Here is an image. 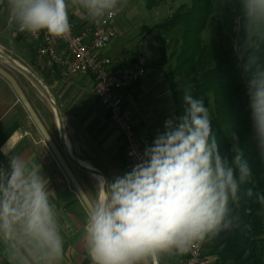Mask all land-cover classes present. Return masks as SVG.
<instances>
[{
	"label": "clouds",
	"instance_id": "clouds-1",
	"mask_svg": "<svg viewBox=\"0 0 264 264\" xmlns=\"http://www.w3.org/2000/svg\"><path fill=\"white\" fill-rule=\"evenodd\" d=\"M80 3L94 17L106 12L111 17L117 0ZM9 6L20 32L43 30L55 38L70 33L65 0H9ZM249 7L264 13V0H250ZM252 84L253 118L264 138V79ZM183 99L188 105L184 114L165 121L164 131L145 146L139 162L108 183V194L89 213L85 231L92 264H140L173 248L184 253L224 221L237 181L219 152L203 100L187 90ZM10 168V173L0 170V231L11 239L19 226L52 264L61 257L62 240L46 181L18 159L11 160ZM241 172H247L246 165Z\"/></svg>",
	"mask_w": 264,
	"mask_h": 264
},
{
	"label": "rangeland",
	"instance_id": "rangeland-1",
	"mask_svg": "<svg viewBox=\"0 0 264 264\" xmlns=\"http://www.w3.org/2000/svg\"><path fill=\"white\" fill-rule=\"evenodd\" d=\"M190 1L163 0L154 9H149L146 0H119L121 6L119 8L116 6L114 9L119 13L118 34L122 39L126 36L130 39L132 35L135 36L126 42L127 46L126 48L123 46L118 58H112L117 61V72L137 67L138 65L133 60L136 56L139 57L140 53H143V58L147 62H152L155 57L157 59L149 64V68L146 67L147 73L149 69H157L153 68L156 63L160 65L157 69L160 75L156 80L148 82L146 79L143 81L142 84L145 83L146 86H144L142 94L141 89L135 88L134 92L129 95L130 104L135 111V131L146 141V146L152 144L158 132L164 131L166 120L176 121L187 108L183 97L188 88L185 85H180L176 82L178 79L171 76L175 67V58L172 53L176 35L174 33L165 34L160 25L181 6L190 5ZM249 4L250 0H215V11L204 34L205 41L210 43L223 42L224 40L232 44L240 43L243 39V30L246 27L242 25L243 21L259 23L257 21L260 15L259 11L251 10ZM130 11L132 12L129 13ZM12 17L10 11L0 8V50L30 71L51 91L55 100L57 98L59 104L62 103L65 106L63 114L66 138L69 143L68 149L73 153L75 160L84 161L88 166L100 171L109 179V183L130 171L131 166L125 158V146L120 131L110 123L107 110L94 96L93 81L80 76L63 78L56 70L38 65L34 45L29 38L15 34L14 27L11 25ZM147 28L148 30H145ZM143 33L145 34L144 38L148 37V39L141 43L140 39ZM160 33L165 40L162 45L158 39ZM3 66L15 76L30 101L36 103L33 84L15 68L9 65ZM161 70L163 73H168L167 78L170 79V83L166 82L167 79ZM5 86L12 87L7 82H5ZM51 113L53 114L52 110ZM53 123L52 134L59 142V127L55 117ZM73 170L95 205L98 199L103 198V182L88 172L75 168ZM59 180L62 181V188L58 189L62 190L59 192V197L69 202H78V208L88 217V210L67 176L61 174L55 179V182L59 183ZM203 243L206 252L205 238ZM208 255L213 258L216 264L217 257ZM159 258L161 264H178V254L175 248L159 253ZM140 264H156V257L150 256Z\"/></svg>",
	"mask_w": 264,
	"mask_h": 264
},
{
	"label": "trees",
	"instance_id": "trees-1",
	"mask_svg": "<svg viewBox=\"0 0 264 264\" xmlns=\"http://www.w3.org/2000/svg\"><path fill=\"white\" fill-rule=\"evenodd\" d=\"M161 1L146 3L152 9ZM214 8L215 0H191L160 28L167 35H176L171 76L185 85L193 98L203 100L219 152L237 181L235 196L229 194L224 221L205 236V253L216 256V264H264V138L257 130L252 109V82L264 79V13L259 12L258 24L243 21L246 27L240 43H207L204 34ZM158 36L162 45L164 37L161 33ZM133 62L149 66L138 56ZM159 66L156 63L153 68ZM167 74L163 73L170 83ZM141 82L135 88L142 94ZM143 144L146 146V141ZM238 153L239 164L235 161ZM241 165L247 167L244 174Z\"/></svg>",
	"mask_w": 264,
	"mask_h": 264
},
{
	"label": "crops",
	"instance_id": "crops-1",
	"mask_svg": "<svg viewBox=\"0 0 264 264\" xmlns=\"http://www.w3.org/2000/svg\"><path fill=\"white\" fill-rule=\"evenodd\" d=\"M65 2L69 16L77 24L83 25L92 20V14L80 3V0H65ZM116 6L118 8L121 6L119 0H117ZM0 8L10 11V16H13L9 7ZM11 25L12 27L15 26L12 21ZM119 27L120 25L118 26V32ZM145 30H148V28ZM143 34H140L141 43L148 39V37L144 38L145 34ZM133 38H135L134 35L131 36V39ZM131 39L127 36L122 39L118 34L108 49L109 57L111 59L118 58L123 46L126 48V42ZM139 58L142 63L147 65L157 60L155 57L152 62H147L143 58V53L139 54ZM112 61L115 62L116 60L112 59ZM1 64L7 65L5 63ZM114 66L116 69L117 61ZM147 68L149 67L147 66ZM157 69H149L141 83L146 79L148 82L153 79L156 80L160 75ZM80 77L89 78L93 81V78L88 75ZM5 82L7 81L0 75V170L10 173L11 160L18 159L24 162L29 171L36 170L45 179V190L48 194L49 204L55 214L58 234L62 240L61 257L53 261L52 264H92L88 253L85 231L88 217L78 208V202H69L59 197V192L62 190L58 189L62 188V182H60L61 180H59V183L55 182L60 173L52 153L43 138L39 134L36 135L31 128V120L20 106L16 93L12 87H6ZM144 84H142L143 87L146 86ZM67 142H64V145ZM17 143L18 146L16 147ZM0 248L10 264H48L44 252L23 236L19 226L14 228V235L11 239H7L4 232L0 231Z\"/></svg>",
	"mask_w": 264,
	"mask_h": 264
},
{
	"label": "built area",
	"instance_id": "built-area-1",
	"mask_svg": "<svg viewBox=\"0 0 264 264\" xmlns=\"http://www.w3.org/2000/svg\"><path fill=\"white\" fill-rule=\"evenodd\" d=\"M0 7H9V0H0ZM111 17L107 12L94 17L85 24H77L68 14L70 33L63 38H55L45 31L36 35L20 32L15 17L16 35L29 38L34 45L37 64L56 70L63 78L88 75L93 78V92L99 103L107 110L110 123L119 129L125 146V158L131 168L139 162L145 148L143 138L135 131V111L130 104L129 95L135 84L142 81L146 67L141 64L125 71L115 69L108 55L114 39L118 36L119 13ZM116 70V71H115ZM178 264H215L213 258L205 253L203 241H195L184 253L177 249ZM0 264H10L0 248Z\"/></svg>",
	"mask_w": 264,
	"mask_h": 264
},
{
	"label": "water",
	"instance_id": "water-1",
	"mask_svg": "<svg viewBox=\"0 0 264 264\" xmlns=\"http://www.w3.org/2000/svg\"><path fill=\"white\" fill-rule=\"evenodd\" d=\"M1 63H5V64L15 68L16 70H18L22 74H24L30 81H32V83L38 89L42 90L47 95V97H49L47 92H45V90H44L45 87L40 82V80L37 79L30 71H28L26 68L20 66L19 64H17V62L10 55H8L7 53L0 50V75L14 89L19 100L23 103V105L27 109L28 113L30 114V116L33 119L36 126L38 127L39 131L41 132L46 143L49 145V147L52 150L53 154L55 155L56 159L58 160L60 165L63 167L68 179L70 180L71 184L73 185L74 189L76 190L77 194L79 195L81 201L83 202L86 209L90 213L94 207V203L92 202V200L90 199V197L86 193L82 184L80 183V181L78 180V178L74 174L73 170L71 169V167L67 163V160L64 158L63 154L59 150L57 144L55 143V141L53 140V138L51 137V135L49 134V132L45 128L44 124L42 123V121L39 118V116L37 115V113L35 112L31 102L27 98V96H26L25 92L23 91L21 85L19 84V82L17 81L15 76L7 68H5ZM56 112H57L59 128H60L62 137L64 138L65 137L64 122H63V119H62L61 114H60L58 109L56 110ZM76 163L85 172H88V173H90L96 177H103L104 178V182L102 185V192H103V198H104L108 194V191H109V189L107 187V185L109 183V179L107 177H105L104 174H102L100 171H98V170H96L90 166H86L82 162H76ZM155 257H156V264H161L160 258H159V253L157 255H155Z\"/></svg>",
	"mask_w": 264,
	"mask_h": 264
},
{
	"label": "flooded vegetation",
	"instance_id": "flooded-vegetation-1",
	"mask_svg": "<svg viewBox=\"0 0 264 264\" xmlns=\"http://www.w3.org/2000/svg\"><path fill=\"white\" fill-rule=\"evenodd\" d=\"M21 73V72H20ZM24 75V74H23ZM25 76V75H24ZM26 77V76H25ZM27 78V77H26ZM28 79V78H27ZM29 80V79H28ZM30 81V80H29ZM32 83V81H30ZM41 82V81H40ZM33 84V83H32ZM34 99L37 101L36 103H32L30 101V98L29 96L26 94L27 98L29 99V101L31 102L35 112L37 113V115L39 116V118L41 119L42 123L44 124L45 128L47 129V131L49 132V134L51 135V137L53 138V140L55 141V143L57 144L59 150L61 151V153L63 154L64 158L67 160V163L69 164V166L71 167V169L73 170L74 168L75 169H80L81 171H84L82 170L78 164L76 162H81L79 160H75L74 156H73V153L71 151L68 150L67 146H69V143H65L64 145V142L67 141V133H66V129H65V121H64V114L63 112L65 111V106L57 101V98L55 100V97L53 96V94L51 93V91H49L44 85V90L45 92H47L48 96L40 89H38L34 84ZM13 89V88H12ZM23 89V88H22ZM14 90V89H13ZM24 91V90H23ZM15 92V91H14ZM25 92V91H24ZM38 96H37V94ZM17 95V94H16ZM36 96V97H35ZM40 96V97H39ZM18 98V96H17ZM18 101H19V104L20 106L23 108L25 114L29 117V119L31 120V128L34 130L35 134H39L42 138V134L41 132L39 131L38 127L36 126V124L34 123L33 119L31 118L30 114L28 113L27 109L25 108V106L23 105V103L19 100L18 98ZM59 110L60 114H61V117L63 119V122H64V129H65V137L63 138L62 137V134H61V131H60V128L58 130L59 132V142H57L52 134V131H53V126H54V117H55V120L58 122V118H57V112L56 110ZM51 110L53 112V114L51 113ZM78 125V122L76 120V126ZM58 127H59V124H58ZM81 128V127H80ZM37 132V133H36ZM43 141L46 143L45 139L43 138ZM47 147L49 148V150L51 151L52 153V156H53V159L54 161L56 162L57 166H58V169H59V173L60 175L61 174H64L65 176L66 173L63 169V167L60 165V163L58 162V160L56 159L55 155L53 154L52 150L50 149L49 145L46 143ZM18 146V143L16 144V147ZM74 152V151H73ZM76 158H77V155H76ZM74 172V170H73ZM85 172V171H84ZM74 174L76 175V173L74 172ZM56 175V174H55ZM57 177V175H56ZM77 177V175H76ZM68 178V177H67ZM62 182V181H60Z\"/></svg>",
	"mask_w": 264,
	"mask_h": 264
},
{
	"label": "bare ground",
	"instance_id": "bare-ground-1",
	"mask_svg": "<svg viewBox=\"0 0 264 264\" xmlns=\"http://www.w3.org/2000/svg\"><path fill=\"white\" fill-rule=\"evenodd\" d=\"M82 163L84 164V165H86V166H88V164L85 162L84 163V161H82ZM102 182H104V178L103 177H98Z\"/></svg>",
	"mask_w": 264,
	"mask_h": 264
}]
</instances>
